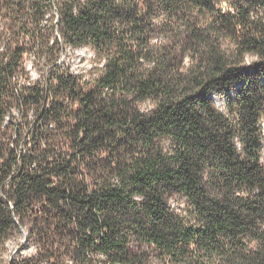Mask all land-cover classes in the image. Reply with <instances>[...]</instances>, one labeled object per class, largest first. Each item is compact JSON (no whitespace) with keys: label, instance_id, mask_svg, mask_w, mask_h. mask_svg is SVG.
<instances>
[{"label":"trees","instance_id":"obj_1","mask_svg":"<svg viewBox=\"0 0 264 264\" xmlns=\"http://www.w3.org/2000/svg\"><path fill=\"white\" fill-rule=\"evenodd\" d=\"M0 20L45 68L19 81L25 50L0 51V264H264V0H0ZM19 227L39 252L5 260Z\"/></svg>","mask_w":264,"mask_h":264},{"label":"rangeland","instance_id":"obj_2","mask_svg":"<svg viewBox=\"0 0 264 264\" xmlns=\"http://www.w3.org/2000/svg\"><path fill=\"white\" fill-rule=\"evenodd\" d=\"M56 14L57 13L54 9H51L48 12V16L52 17L54 20L57 19ZM3 22L4 21L0 20V51H3V54L10 56L18 48H23L25 50L21 60L24 69L15 77H17L19 81L24 80L25 78L29 80L42 79L45 68L42 66V59H37L34 56L35 51L30 45L32 44L33 37L27 36L26 38H23L20 35L8 30L4 31L1 27ZM55 37H58V34L51 31L50 39L53 40ZM58 63L61 68L68 67L77 73L83 72L86 77L90 74V68L98 66L99 64L97 57H95L89 46H79L74 48L70 45L65 46L64 50L61 51ZM10 111L18 122L23 120V114L20 111L19 105L11 106ZM39 249L40 243L38 239H30L27 229L25 227H19L15 231V235L8 240L6 249L3 253V258L7 260L12 258L36 257ZM58 264L72 263L67 259Z\"/></svg>","mask_w":264,"mask_h":264}]
</instances>
